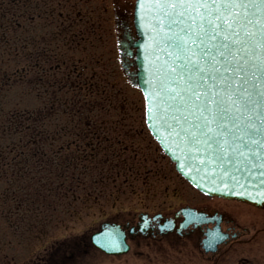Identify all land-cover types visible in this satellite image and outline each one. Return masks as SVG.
Returning <instances> with one entry per match:
<instances>
[{
  "label": "rangeland",
  "instance_id": "1",
  "mask_svg": "<svg viewBox=\"0 0 264 264\" xmlns=\"http://www.w3.org/2000/svg\"><path fill=\"white\" fill-rule=\"evenodd\" d=\"M17 1L0 0V10L4 8L8 13L11 8L8 13L11 19L6 15L2 17L0 13V36L7 39L11 37L13 40V47L0 44V52L5 51L0 59V121L8 116L19 115L29 116L31 120H41L45 113L53 115L50 105L55 100L56 104L61 102L67 107H74L77 97L69 85L72 80L76 83L79 81L77 92L83 101L94 99L97 102L94 103L92 112L87 108V113H84L85 122L95 125L101 123L103 128L98 132L102 146L89 148L87 156H79L76 145L68 151L71 155L80 157L77 162L85 169L81 172L84 176L81 177V185L76 194L74 188L68 189L66 193L65 188L61 189L60 193H65L66 201L70 203V207H67L70 208L68 214L62 212L61 202L55 196L59 193L55 192L50 197L52 203L47 204L53 209L54 215H45L50 217V221L42 232H39V223L32 221L31 213V221H18L13 227L0 218V264H43L44 257L51 252L50 247L58 241L70 238L73 242L82 241V245L87 235L117 213L153 211L164 206H174L171 201L174 192L183 194L185 186L175 172L174 164L146 129L142 94L130 85L120 67L116 39H122L125 34L120 25V22L123 24L120 14L126 13L124 19L132 25V12L127 10L128 2L46 0V14L49 18H34L30 24L24 19L22 5ZM34 1L40 3V0ZM115 15L121 21L114 20ZM25 54L31 59L29 77L27 74L23 75L29 65L25 61ZM17 69L23 74H19V77L12 76ZM87 82L95 83L98 89L94 91L90 87L85 88L83 84L87 86ZM76 83L72 85L74 88L77 87ZM54 86L58 88L57 93L52 89ZM46 87L48 95L45 93ZM56 118L45 122V136L53 134L54 140L58 136L60 145L69 141L70 135L67 131L58 135L55 126L65 128L69 119L63 114ZM76 132L74 133L77 134ZM21 136V133L14 134L7 140L11 148L15 146L13 158L15 153L22 151V146L17 143ZM87 136L91 137V134ZM2 140L0 135V142ZM56 145L47 147L48 151L56 149ZM68 152L64 150L63 154ZM90 154L94 156L90 157ZM49 167L47 170L50 171ZM76 172H79V168ZM49 175L46 172L40 175L44 189ZM49 183L56 184L52 178ZM6 188L5 185L0 186V211L1 193ZM9 191L15 193L17 198L21 191H24L21 194L29 192L15 179ZM22 207L33 210L34 206L27 202ZM45 210V207H40V212ZM73 212H76L75 216H71ZM42 216L43 214L40 215ZM27 222L31 223L30 230L25 229ZM19 223H24V226L18 225ZM244 248L259 255L251 246ZM242 252L245 251L241 250ZM245 253L253 256L251 251ZM88 261L96 264L110 262L108 258L100 256ZM137 262L139 260L136 258L132 261Z\"/></svg>",
  "mask_w": 264,
  "mask_h": 264
},
{
  "label": "snow or ice",
  "instance_id": "2",
  "mask_svg": "<svg viewBox=\"0 0 264 264\" xmlns=\"http://www.w3.org/2000/svg\"><path fill=\"white\" fill-rule=\"evenodd\" d=\"M139 8L152 79L136 75L151 126L162 122L184 159L200 161L197 171L264 168V0H139Z\"/></svg>",
  "mask_w": 264,
  "mask_h": 264
},
{
  "label": "flooded vegetation",
  "instance_id": "3",
  "mask_svg": "<svg viewBox=\"0 0 264 264\" xmlns=\"http://www.w3.org/2000/svg\"><path fill=\"white\" fill-rule=\"evenodd\" d=\"M126 1L129 7L125 9L132 12V1ZM32 9V0H23L24 19L30 24ZM120 15L123 37L133 33V28L124 19L127 14ZM181 180L184 193L174 192L171 198L174 206L127 211L107 221V228H119L128 245L127 252L105 255L92 245L88 236L82 245V241L66 239L54 245L43 264H84L97 255L108 258V264H264V208L206 196ZM245 246H257L255 251L259 255L247 251ZM241 250L251 251L253 256ZM135 258L139 262L132 263Z\"/></svg>",
  "mask_w": 264,
  "mask_h": 264
},
{
  "label": "trees",
  "instance_id": "4",
  "mask_svg": "<svg viewBox=\"0 0 264 264\" xmlns=\"http://www.w3.org/2000/svg\"><path fill=\"white\" fill-rule=\"evenodd\" d=\"M44 125L45 118L43 117L41 120H31L29 116L22 115L13 117L12 122L9 121V118L7 117L4 121H0V129H2L3 134L5 133L11 136L13 132L21 133L22 136L18 143L22 144L25 142L22 145L23 152L18 154L22 159L19 158V161H17V163H19L17 166V173L13 172L15 170L13 159H11L13 148L5 147L3 145L4 143H2L0 147V186L5 185L7 187V190L1 193L2 209L0 211V218L7 223L13 222L12 219L21 220L24 218L23 214L27 215L31 213L32 219L43 222L44 225L48 224L50 217L45 215H54V212L50 205L47 204L52 203L50 197L53 193L55 194V192L59 193L57 195L55 194V196L57 197V200L61 202L62 212L68 214L70 208L67 207L70 203L66 201L65 193L68 189L74 188V193L76 194V191L81 185V177L84 176L81 172L85 169L77 162L79 160L77 155H71L68 152L69 148L67 150L68 153L62 155V150L64 149L63 146H58L51 151H45L43 143L45 140ZM84 137H86V135ZM27 143H30V145ZM62 157L64 160H61ZM48 166L51 168L50 171L47 170ZM78 168L79 172H76ZM9 170L11 172L7 174L6 172ZM32 171L34 172L32 173ZM43 172L50 174L45 189L40 182V180L42 181L40 175L43 174ZM12 175H16V179L13 178ZM75 175L77 177L74 180ZM51 178L56 182L55 185L49 183ZM14 179L17 180V182L22 183L23 188H26L29 191L25 192V194H21L25 189L20 192V195L18 196L23 198H17L11 191H9V187L14 182ZM68 180H70V182H67ZM66 183L71 184L65 185ZM30 186L32 188H30ZM63 188H65V193L61 194V189ZM62 199L66 202H63ZM27 202L33 204V210L22 207L23 204H26ZM37 207H39L38 210ZM40 207H45L46 210L40 212ZM73 209H75V207ZM41 214H43L42 217H40ZM75 214L76 212H73L71 216H75ZM44 225H41L42 230Z\"/></svg>",
  "mask_w": 264,
  "mask_h": 264
},
{
  "label": "water",
  "instance_id": "5",
  "mask_svg": "<svg viewBox=\"0 0 264 264\" xmlns=\"http://www.w3.org/2000/svg\"><path fill=\"white\" fill-rule=\"evenodd\" d=\"M136 28L138 39L131 43V46L136 49L135 54H132V56H135L137 69L134 74L135 84L142 89L145 97L146 85L137 79L136 74L144 72L146 80L151 81L152 79L151 70L149 69V57L147 56L150 38L144 35L143 13L139 8V0L136 2ZM147 126L165 153L176 163L178 172L196 188L208 195L237 199L259 207L264 205V168H251L249 166L248 170L244 171L242 165L232 164L216 171L206 167L197 171L194 166L199 165L200 161L193 160L189 162L184 159V152L179 147V140L172 136L169 129L162 122H157L156 126L153 127L147 118ZM234 168L241 170L232 171ZM225 170L228 171L229 176L235 177V180L231 183L229 182V176H223ZM221 176H223L224 183H221Z\"/></svg>",
  "mask_w": 264,
  "mask_h": 264
}]
</instances>
